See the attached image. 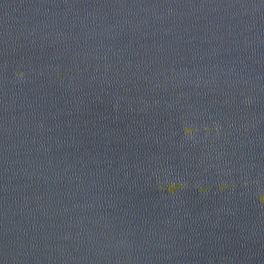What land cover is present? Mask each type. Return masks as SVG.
<instances>
[{"label": "water", "instance_id": "obj_1", "mask_svg": "<svg viewBox=\"0 0 264 264\" xmlns=\"http://www.w3.org/2000/svg\"><path fill=\"white\" fill-rule=\"evenodd\" d=\"M0 264H264V0H0Z\"/></svg>", "mask_w": 264, "mask_h": 264}]
</instances>
